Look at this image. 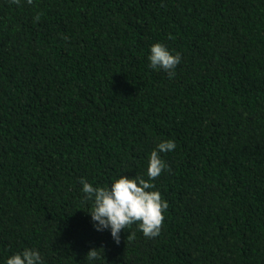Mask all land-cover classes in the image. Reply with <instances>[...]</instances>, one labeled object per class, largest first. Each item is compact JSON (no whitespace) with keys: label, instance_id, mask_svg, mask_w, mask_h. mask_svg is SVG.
<instances>
[{"label":"trees","instance_id":"16d2710c","mask_svg":"<svg viewBox=\"0 0 264 264\" xmlns=\"http://www.w3.org/2000/svg\"><path fill=\"white\" fill-rule=\"evenodd\" d=\"M155 43L181 56L172 79L148 66ZM167 140L163 228L117 245L79 181L147 180ZM25 248L44 264H264V0H0V264Z\"/></svg>","mask_w":264,"mask_h":264},{"label":"clouds","instance_id":"9594fccd","mask_svg":"<svg viewBox=\"0 0 264 264\" xmlns=\"http://www.w3.org/2000/svg\"><path fill=\"white\" fill-rule=\"evenodd\" d=\"M25 2L28 5L33 4V0H25ZM10 3L20 5L21 0H10ZM34 19L39 22L40 15L38 14ZM148 60L149 68L162 70L169 79H172L181 62V56L179 53L172 54L163 44L155 43L150 48ZM175 148L176 144L172 140L156 145L148 158L147 180L122 175L114 180L110 187H94L84 179L79 181L85 200L92 202L88 215L97 232L109 230L111 238L117 245L120 243V234L130 229L132 225H137L138 230L148 239L160 234L163 228L164 212L169 205L159 191L153 190L155 184L152 181L159 179L163 172L168 170L160 154L171 152ZM129 233L126 240L134 239L135 233ZM85 258L90 261H104L103 248L89 250ZM6 264H44V262L37 250L25 248L22 252L9 257Z\"/></svg>","mask_w":264,"mask_h":264}]
</instances>
